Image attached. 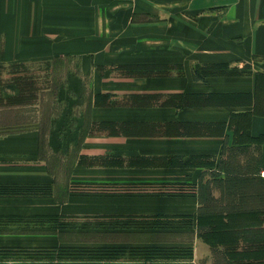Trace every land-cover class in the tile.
<instances>
[{
	"label": "crops",
	"instance_id": "1",
	"mask_svg": "<svg viewBox=\"0 0 264 264\" xmlns=\"http://www.w3.org/2000/svg\"><path fill=\"white\" fill-rule=\"evenodd\" d=\"M0 64L42 67L46 77L32 103L0 105V264H214L196 229L191 241L151 226L144 238L125 220H196L197 185L223 143L264 140V0H0ZM71 183L100 193L71 195ZM31 184L50 187L38 213L104 218L102 238L31 226ZM177 185L194 195L140 191ZM188 242L193 255L182 260L57 257L80 245Z\"/></svg>",
	"mask_w": 264,
	"mask_h": 264
},
{
	"label": "trees",
	"instance_id": "2",
	"mask_svg": "<svg viewBox=\"0 0 264 264\" xmlns=\"http://www.w3.org/2000/svg\"><path fill=\"white\" fill-rule=\"evenodd\" d=\"M18 65L14 64L11 66ZM136 67L139 66H127L124 68ZM2 68L3 65L0 64V71ZM16 85L19 93L6 99H3L0 94V105H18L32 103L36 100L38 88L33 79L28 78L23 83L18 81ZM1 87L0 74V89ZM263 142L264 140L256 141L254 145L233 144L232 146H228L224 142L215 169L209 172L210 178L204 183H202L201 179L197 185L196 230L210 246L214 264H264V218L257 228L253 227L255 229L249 230L251 234L241 230L242 233L237 236L232 232L233 230L227 228L229 227L227 219L231 217H264ZM27 188L30 195H48L50 193L49 185H29ZM169 190V192L165 193L170 196H178L175 192H172V189L169 188ZM185 190L188 191L187 194L194 195L192 188ZM214 191L218 192L217 196L214 195ZM212 219L224 220L223 227L219 228V230L214 229L209 224ZM215 231L223 240H218L217 237H214ZM257 233L261 234V237L259 239H251ZM116 249L109 247L96 249L63 248L57 251V257H68L73 260L83 261L93 257L107 258L109 255L115 254V251L124 250L122 247ZM164 250L170 249L152 247L138 250V252H147L146 259L153 261L154 259L165 258ZM49 251L47 250V253ZM48 254L52 255L53 253Z\"/></svg>",
	"mask_w": 264,
	"mask_h": 264
},
{
	"label": "rangeland",
	"instance_id": "3",
	"mask_svg": "<svg viewBox=\"0 0 264 264\" xmlns=\"http://www.w3.org/2000/svg\"><path fill=\"white\" fill-rule=\"evenodd\" d=\"M11 66V65H10ZM4 66L0 71L1 74V83H2V87H1V95H4L5 99L8 98L6 97L7 94H11L13 92L19 93V90L17 88L16 82L20 81V82H26V80L28 78L33 79L37 88H44L46 87L45 84V72L44 69L42 67L38 68V67H33L30 68L29 66H22V65H18V66ZM122 70H125V74L128 75H134L137 73H141V74H145L144 71L142 72H135L136 70H134L133 68H124ZM168 73V72H167ZM201 73V71H200ZM157 75H163L166 74L165 70L163 71H156ZM60 183V182H58ZM32 185V184H31ZM165 190L161 191V190H155V189H151V190H140V191H147V192H151L153 194H162V196L164 195H168V193L165 192H169V188L172 189V192H175L178 196H173V197H181L183 195L185 196H190V194H187L188 191H186L185 189H189V187H185V186H167L164 187ZM69 193L71 195H89L92 193H100V191L98 190H93V188H91L90 186H84V185H79V184H75V183H71L69 184V189H68ZM50 197L48 198V196H42L41 194H34V195H30L29 198V208H30V222H31V226L33 225H45V228L47 230H54L57 229L58 227H62V228H66V229H74L77 231H81V230H96V232L91 231V233L89 235H82L85 232H77L78 234L76 235H80V237H83L84 239H95V240H100L101 234H103L102 230H105V228H102V224L103 227H105V222L107 220H105L104 218L101 217H94V216H88V215H77L75 216V214H63L61 215H54L53 213H38V206L39 204H41L42 201L44 200H49ZM193 201H189V206H193L194 204L192 203ZM17 201H14V205H15V209H17ZM23 204L25 205V199L23 201ZM55 206V205H54ZM172 215H154V216H149V217H142V218H138V219H134V218H128L125 221H134L137 225L138 228H141L142 233L140 234L141 237H147L146 234H144L143 230L147 229V227H150L154 230H158L161 231L157 234V237H165L167 240L169 239H173V240H194V234H196V220L194 217V213L193 214H185L183 217L180 216H174L171 217ZM178 217V218H177ZM264 217H256V216H242V217H231L229 219H227V225L229 227V229L233 230L232 232H234V234H236L237 236L240 235L242 232L241 230H244V232H246L247 234H251V232L249 230H253L255 228H257L258 224L262 221ZM117 221V219H116ZM223 222L224 220H220V219H212L210 221V225H212V227L214 229H218L223 227ZM150 223V224H149ZM101 224V225H100ZM255 227V228H253ZM167 229V230H165ZM168 230H174L172 232L168 231ZM73 232V231H72ZM93 232V233H92ZM250 232V233H249ZM74 233H70L69 236H73ZM97 234V235H96ZM117 235V234H116ZM235 235V236H236ZM118 236H115L114 239H117ZM214 237H217L218 240H223V238L215 231L214 233ZM261 237V234L257 233L256 235H254V237H252L251 239H259ZM105 238V237H103ZM252 245V244H251ZM100 247H104V248H119L118 246L114 245V246H91V245H86V246H82L80 245L79 247H70V248H76V249H96V248H100ZM124 248V247H122ZM147 247H141V248H124V250H119V251H115L116 253L109 255V257L107 258H98V257H93V258H88L87 261H91V262H97V263H101V262H130V261H150L146 259L147 256V252H143L140 251L138 252V250L141 249H146ZM149 248V247H148ZM166 249H170V250H164V256L165 258H159V259H154L153 261H157V260H182V259H188L189 257H191V255H193V243L188 242L187 244H182V245H177L174 244L172 246L169 247H163ZM61 249V248H60ZM116 249V250H117ZM177 249V250H176ZM134 250V251H132ZM137 250V251H136ZM175 250V251H173ZM58 256V255H57ZM59 256H63V255H59ZM153 256V255H152ZM60 258V257H58ZM61 260H68V261H75L72 258H68V257H64V258H60ZM146 259V260H143Z\"/></svg>",
	"mask_w": 264,
	"mask_h": 264
}]
</instances>
